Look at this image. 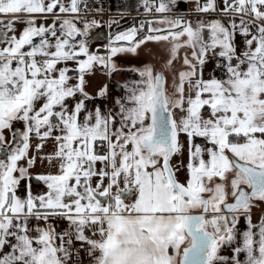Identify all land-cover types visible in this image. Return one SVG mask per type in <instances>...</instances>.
Here are the masks:
<instances>
[{"label":"snow or ice","instance_id":"6c2138e0","mask_svg":"<svg viewBox=\"0 0 264 264\" xmlns=\"http://www.w3.org/2000/svg\"><path fill=\"white\" fill-rule=\"evenodd\" d=\"M144 7L100 54L89 0H0V264H264V0Z\"/></svg>","mask_w":264,"mask_h":264},{"label":"water","instance_id":"95a60500","mask_svg":"<svg viewBox=\"0 0 264 264\" xmlns=\"http://www.w3.org/2000/svg\"><path fill=\"white\" fill-rule=\"evenodd\" d=\"M142 6H144V0H119L114 6V10L115 14L119 12H121V14L134 13ZM191 7V4L180 3L179 10L176 12V14H186L188 10L191 9ZM130 20L131 18L128 16L125 19V23L123 22V24H129ZM98 21L100 26L91 28L87 38L79 37L78 39H87L92 51H97L99 49L100 54H106V49L104 46L108 45L110 36L117 34L118 28L113 24L111 27H109L110 22L113 21V16H109L108 18H100ZM147 51L156 53L157 56L163 54V49L160 46L149 43L144 49L140 50V55L138 57L131 54H126L119 56L117 59L122 67L128 68L129 66L137 64L136 60L143 62L150 59L153 60L152 56L146 54ZM141 64L142 63L137 65ZM209 67H211V65ZM118 75L126 77L127 73H117L111 79L98 73L92 78V88L94 89L99 84L107 83L109 85V90L113 93V95L119 94L121 89L117 87V84L121 81L118 79ZM217 75H219V73H217Z\"/></svg>","mask_w":264,"mask_h":264},{"label":"built area","instance_id":"2783aa9c","mask_svg":"<svg viewBox=\"0 0 264 264\" xmlns=\"http://www.w3.org/2000/svg\"><path fill=\"white\" fill-rule=\"evenodd\" d=\"M89 5L91 10L89 11L88 15L86 18H107L111 14L104 12L103 5L101 0H89ZM99 9V10H98ZM122 17L125 16L126 18L129 16L131 18V22L133 26H139L141 22L143 21H148L150 18L159 16L161 14L158 13H148L145 11V7L142 6L139 8L136 12L134 13H125V14H119ZM67 225L64 222H61L58 224V230L65 228Z\"/></svg>","mask_w":264,"mask_h":264},{"label":"crops","instance_id":"0c3cea01","mask_svg":"<svg viewBox=\"0 0 264 264\" xmlns=\"http://www.w3.org/2000/svg\"><path fill=\"white\" fill-rule=\"evenodd\" d=\"M119 0H101L102 2V5H103V11L104 12H107V13H110V14H115V10H114V6L115 4L118 2ZM121 13V12H119ZM159 17V16H158ZM153 18H156V17H153ZM100 19V18H99ZM152 18H150L149 20H151ZM113 20H116V21H119L118 24H113L114 26H116L118 28V32L123 30V22H124V18L123 17H120V16H113ZM132 26V24L130 25ZM118 79L123 82V80L126 78V77H123V76H120L118 75L117 76ZM17 127H19V125H17ZM6 136L8 135V133L6 132L5 133ZM35 142H38L37 140H33L32 143H35ZM37 172H47V171H37ZM34 187L38 188V189H41V188H44L43 185H37L35 184L34 182Z\"/></svg>","mask_w":264,"mask_h":264},{"label":"rangeland","instance_id":"374dc122","mask_svg":"<svg viewBox=\"0 0 264 264\" xmlns=\"http://www.w3.org/2000/svg\"><path fill=\"white\" fill-rule=\"evenodd\" d=\"M86 19H93V18H86ZM96 19L97 21L99 20V18H94ZM154 19V18H152ZM151 19V20H152ZM132 26H130L129 24L128 25H124L123 27V30L119 31V32H122V31H126L127 29L131 28ZM118 33V32H117ZM37 142L33 143V145H35ZM53 148H54V142L53 141H49L47 143V145L45 146V148L43 149V152L45 153H49V152H52L53 151ZM55 167H49L46 163L41 165L39 162L37 163V166L36 168L33 170L34 172H37V171H52V172H55ZM36 191H43L44 188H41V189H38L36 187H34Z\"/></svg>","mask_w":264,"mask_h":264},{"label":"flooded vegetation","instance_id":"af4514ba","mask_svg":"<svg viewBox=\"0 0 264 264\" xmlns=\"http://www.w3.org/2000/svg\"><path fill=\"white\" fill-rule=\"evenodd\" d=\"M131 24H132V23H131ZM147 61H153V60L150 59V60H147ZM136 63H137V64H140V63H143V61L136 60ZM137 64H135V65H137ZM137 66H139V65H137ZM254 219H255V217H254Z\"/></svg>","mask_w":264,"mask_h":264}]
</instances>
